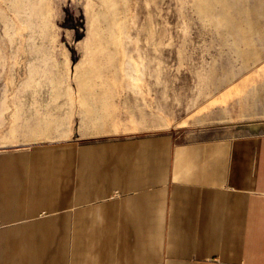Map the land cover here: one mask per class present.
Listing matches in <instances>:
<instances>
[{
    "label": "crops",
    "instance_id": "0c3cea01",
    "mask_svg": "<svg viewBox=\"0 0 264 264\" xmlns=\"http://www.w3.org/2000/svg\"><path fill=\"white\" fill-rule=\"evenodd\" d=\"M95 95L0 150V264H264V131L126 132Z\"/></svg>",
    "mask_w": 264,
    "mask_h": 264
},
{
    "label": "rangeland",
    "instance_id": "374dc122",
    "mask_svg": "<svg viewBox=\"0 0 264 264\" xmlns=\"http://www.w3.org/2000/svg\"><path fill=\"white\" fill-rule=\"evenodd\" d=\"M86 89L126 132L264 131V0H0V150L70 137Z\"/></svg>",
    "mask_w": 264,
    "mask_h": 264
}]
</instances>
